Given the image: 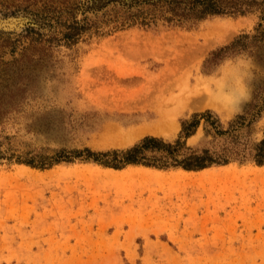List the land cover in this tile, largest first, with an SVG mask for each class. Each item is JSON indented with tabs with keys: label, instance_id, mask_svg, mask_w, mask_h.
Returning <instances> with one entry per match:
<instances>
[{
	"label": "rangeland",
	"instance_id": "obj_1",
	"mask_svg": "<svg viewBox=\"0 0 264 264\" xmlns=\"http://www.w3.org/2000/svg\"><path fill=\"white\" fill-rule=\"evenodd\" d=\"M261 1L176 24L144 0H0V264H264V165L253 161L264 137ZM237 39L238 51L212 62ZM172 76L224 82L240 90L237 103L141 133V118L153 119L141 97ZM206 111L225 132L202 119L186 146L227 165L24 162L123 150L146 136L173 142L183 120Z\"/></svg>",
	"mask_w": 264,
	"mask_h": 264
},
{
	"label": "trees",
	"instance_id": "obj_2",
	"mask_svg": "<svg viewBox=\"0 0 264 264\" xmlns=\"http://www.w3.org/2000/svg\"><path fill=\"white\" fill-rule=\"evenodd\" d=\"M146 4L155 8L164 7L169 15L160 14V17L168 23L175 22L181 24V21L198 22L212 15L222 14H244L248 9L243 5H229L227 0H144ZM264 4V0L261 1ZM251 6V4H250ZM161 13V12H160ZM135 16V15H133ZM141 16V15H140ZM154 16H143L141 24L149 26L154 23ZM240 40H235L231 45L221 47L212 53V62L223 56L226 52H236L240 45ZM204 121L211 126L217 134H223L218 127L219 121L211 119L210 112L195 113L189 119L181 122V130L178 137L173 142L164 141L161 138L146 136L133 146L123 150H112L106 152H91L85 149L80 152H73L67 155L64 152L57 153L52 157H41L37 161L34 158L25 159L24 162L30 166L44 167L60 161H70L73 157L84 156L86 159H92L100 164L121 168L124 165H143L147 167L166 168L169 166L181 168L186 171L202 170L212 165H227L229 158L226 155H213L207 150L197 152L186 146V139L194 134L195 130ZM181 155L180 158L177 156ZM18 159V158H17ZM20 160V159H19ZM253 161L256 165H264V137L253 147Z\"/></svg>",
	"mask_w": 264,
	"mask_h": 264
},
{
	"label": "bare ground",
	"instance_id": "obj_3",
	"mask_svg": "<svg viewBox=\"0 0 264 264\" xmlns=\"http://www.w3.org/2000/svg\"><path fill=\"white\" fill-rule=\"evenodd\" d=\"M207 41L206 37V43ZM158 91V95L150 99L146 98L147 95L141 97L149 110L147 116L153 117L152 120H148L146 115L141 118L143 121L139 129L141 133L151 131L155 134H167L177 128V116L185 111L213 107L222 115H226L228 109L237 103L234 100L238 99L240 93L238 88L230 86L226 88L224 82L198 78L191 84L174 76L162 84ZM129 137L130 135L125 136V140Z\"/></svg>",
	"mask_w": 264,
	"mask_h": 264
},
{
	"label": "water",
	"instance_id": "obj_4",
	"mask_svg": "<svg viewBox=\"0 0 264 264\" xmlns=\"http://www.w3.org/2000/svg\"><path fill=\"white\" fill-rule=\"evenodd\" d=\"M122 1H124V3H125L126 5L131 4V0H122Z\"/></svg>",
	"mask_w": 264,
	"mask_h": 264
}]
</instances>
